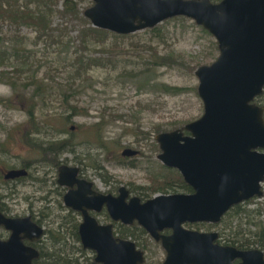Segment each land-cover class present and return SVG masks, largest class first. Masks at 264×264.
I'll return each mask as SVG.
<instances>
[{"label": "water", "instance_id": "obj_1", "mask_svg": "<svg viewBox=\"0 0 264 264\" xmlns=\"http://www.w3.org/2000/svg\"><path fill=\"white\" fill-rule=\"evenodd\" d=\"M84 15L95 28L119 35L153 29L169 19L186 17L203 27L218 42L220 55L211 65L199 67L198 95L204 106L201 118L170 132L157 134V159L177 170L194 194L157 195L146 203L139 198L126 203L120 198L92 191L93 184L76 179L79 169L59 168V184L86 186L92 195L83 200L71 190L65 196L69 207L85 215L81 240L97 253L99 264H143V253L130 240H116L111 226H98L87 209L106 205L113 220L137 222L167 252L164 264H264L260 250L239 251L215 243L217 232H198L186 224H217L233 207L264 195V108L254 104L264 92V0H92ZM127 148L123 156H137ZM11 171L7 178L26 175ZM85 206V207H84ZM29 220L0 223L14 233L0 239V264H33L38 252L23 239H38L41 229ZM172 230L170 236L161 231ZM34 232V233H32Z\"/></svg>", "mask_w": 264, "mask_h": 264}, {"label": "trees", "instance_id": "obj_2", "mask_svg": "<svg viewBox=\"0 0 264 264\" xmlns=\"http://www.w3.org/2000/svg\"><path fill=\"white\" fill-rule=\"evenodd\" d=\"M59 1H62L61 9H57ZM55 16L62 19L70 17L81 23L76 40L69 37L65 26L53 27L52 18ZM8 25L15 29L14 33L0 36V62L6 61L10 66H13L11 73L0 72V82L9 85L13 93L12 97L6 99L12 101L14 98H25V91L32 87L26 97L28 123L23 135V143L37 158L32 162L23 160L21 163L23 167L34 165L41 170L51 168L56 171L63 164V156L74 153L77 148H82L81 150L91 161L93 160L91 152L97 149L101 152L100 154L112 155L110 160H115L118 163L124 162V158L118 154L121 143H108L105 140L104 132L110 123L104 118L90 126L88 136L82 143L75 141L76 131L73 128L70 131L66 129V124L79 115L80 108L74 105V102L80 92L85 89V82H91L93 78L91 72L96 68L120 69L117 70V79L119 81H135L141 86V93H144V88H151L159 96L176 97L186 91L185 88L157 81V77L153 74V71L161 68H173L181 65L176 57L161 55L156 47H145L143 43L130 42L127 44L129 39L136 36L134 34L119 35L93 27L90 21L84 17V13L79 11L74 0H0V30ZM24 27L30 28L34 32L35 35L32 39L21 34L20 30ZM146 31L153 36L160 35L158 26ZM72 41L77 43L74 47L71 45ZM41 44L45 48L44 56L47 53L49 55L52 51L64 56L61 57L62 61L53 67L56 73L65 72L67 74L64 84L54 86L50 83V75L39 76L43 63H48V60L42 61L39 58V53L33 51L32 47L36 48ZM136 48L149 49L152 51L151 58L144 59L139 52H133V54L132 49ZM132 55L138 57L139 60L131 59ZM120 64H122L121 68H119ZM192 70L195 71V68ZM18 81L21 82L22 88ZM262 97L260 100L264 99ZM58 101L63 107L64 105L68 106L67 108L71 112L69 115L64 116V114L53 111L55 108L51 105ZM4 102L6 101L0 98V103ZM117 117L122 118V116ZM134 123L139 135L142 137L149 135L141 132L140 125L136 121ZM166 126L168 124H158L154 128V132L159 134L177 128L176 125L170 128ZM45 135L51 136V138L46 140ZM66 135H70V137H66ZM155 146L156 149H159L157 143ZM7 151L6 144H0V153ZM149 180L151 183L149 186L152 187L154 194L180 193L188 189L181 174L164 165H161L156 174H151ZM254 201L233 207L217 227L223 237L233 245L237 244L243 249L254 247L264 251V223L260 221L264 207L256 209V212L248 209L247 206ZM236 218L241 220L237 225H234ZM244 220L246 228L243 227ZM194 226L195 229L202 230L209 225L196 223ZM250 226L255 227L256 231L253 232ZM127 234L129 236V233ZM138 234L143 236L146 233Z\"/></svg>", "mask_w": 264, "mask_h": 264}, {"label": "rangeland", "instance_id": "obj_3", "mask_svg": "<svg viewBox=\"0 0 264 264\" xmlns=\"http://www.w3.org/2000/svg\"><path fill=\"white\" fill-rule=\"evenodd\" d=\"M74 1H76L79 11L83 13L94 4L92 0ZM61 8L62 1H59L57 9ZM80 17L82 18L81 14ZM176 18L169 19L158 25L160 30L159 36H153L144 30L134 34L136 36L129 39L127 44L130 42L143 43L145 47H156L161 55L176 57L181 65L173 68H161L153 71V74L157 77V81L185 88L186 91L182 95L176 97L159 96L151 88H144V93H141V86L135 81H119L117 79L120 69H117V71L111 68H96L91 72L93 77L91 82H85V89L80 92L74 102V105L80 108L79 115L72 118L66 124L68 131L71 128H74L73 130L76 131L74 136L75 141L82 143L86 140V136H88L90 126L104 118L110 123L104 132L106 136L105 140L108 143H121L118 151L119 156H122V152L127 148L140 152L139 155L132 158L136 162L134 167L123 165V162L118 163L115 160H110L112 155L100 154L101 152L97 149L91 152L93 159L97 161L96 164L102 165L105 168V170H100L101 174L111 181H118L120 185L133 183L138 186H149L151 184L149 176L156 174L160 170L162 163L157 159L160 149H156L155 146V143H157L155 140L157 134L154 132L156 125L168 124L166 126L168 128L175 125L177 126L176 129L183 128L186 124L201 118L204 113V106L197 92L199 80L195 75V71L201 66L211 65L216 60L220 54L218 43L214 36L203 27L198 26L193 20L186 17ZM52 21L54 28L65 26L69 37L76 40L78 29L81 28V23L78 20L70 17L62 19L59 16H55L52 18ZM14 31L15 29L8 25L0 30V36L3 37L5 34L14 33ZM20 31L22 35L31 39L35 35L30 28L24 27ZM76 44L75 41L71 42L73 47ZM32 50L39 53V58L42 61L48 60V63H43L39 76L50 75V83L54 86H58L61 83L64 84L67 80V74L65 72L58 74L55 72V68H53L56 66V63L62 61L61 57L64 56H60L53 51L49 55L47 53L44 56L45 48L43 44L36 48L32 47ZM145 50L147 49L136 48L132 49V53L139 52L144 59L151 58L152 51L149 49ZM131 59L139 60L134 55L131 56ZM0 63V72H12L13 66H10L8 62L4 61ZM122 64L119 65V68H121ZM192 68H195V71ZM18 84L21 87L20 81H18ZM30 90H32V87L25 91V98H14L12 101H8L6 98L12 97V89L9 85L0 82V98L6 101L3 104L0 103V144H6L9 151L0 153L6 154L0 155V176L12 167H19L23 160L32 162L37 158L30 148L23 143V135L28 123V116L26 114L28 103L26 102V97H28ZM51 107L55 108L54 110L52 109L54 112L64 114V116L71 113L67 108L68 106L65 107L64 105L63 107L60 101L52 103ZM117 116H122V118ZM134 121L140 125L141 132L149 135L143 137L139 135L136 132ZM66 137H70V135H66ZM44 138L49 140L51 136L45 135ZM81 149H76L79 154L78 157L85 159V156H80L82 154L85 155ZM62 161L63 164L74 166L76 155L74 153L66 154L63 156ZM44 172L57 176V172L51 168H43L36 175L40 178L46 176L45 180H49L50 177H47ZM89 173V180L95 182L100 190L108 191V186L94 170H90ZM48 184L51 185L50 182ZM55 187L56 183L53 188ZM262 190L264 192V184ZM21 191L22 196L32 195L36 192L30 186L21 187ZM261 207H264V195L247 206L248 209L254 212ZM17 208L19 210L18 214H23L27 206L19 203ZM240 220L236 218L234 225H237ZM260 221L264 223V211ZM243 227H247L245 220L243 221ZM250 229L253 232L256 231L255 227L250 226ZM157 246L153 244V247ZM158 249V254H155L156 248L151 250L153 252L152 256L163 257V251L160 248Z\"/></svg>", "mask_w": 264, "mask_h": 264}, {"label": "flooded vegetation", "instance_id": "obj_4", "mask_svg": "<svg viewBox=\"0 0 264 264\" xmlns=\"http://www.w3.org/2000/svg\"><path fill=\"white\" fill-rule=\"evenodd\" d=\"M222 1L223 0H212V2L215 4H219ZM218 57L216 58V60L218 59ZM262 96L264 97V92L262 95L255 98L254 104L258 105L261 108H264V99L260 100V97ZM74 154L76 155V162L72 167H77L79 169L76 179L85 180L92 183L93 186L91 189L97 194L120 198L123 192L124 194H127V198L125 199L126 203H130L131 199L133 198H139L141 200V203L143 204L157 195L195 193L193 188L190 187L185 181L184 182L188 186L187 190H184V192L180 193L170 194H154L152 187L148 185L138 186L134 185L133 183H129L128 185H120L118 181H111L109 180V178L107 179L105 175L101 174L100 170H105V168L102 165L96 164L97 161L93 159V156V160L91 161L86 157V155L83 154L80 156H85V159L78 157L79 154L76 150ZM122 157H124L123 165L131 167H134L136 165V162L132 159L136 156L122 155ZM63 165L66 164H62L57 168V176H52L44 172L47 177H50L49 180H45L46 176L40 178L38 175H36L39 174V172L42 170L34 165H29L27 167H23L22 165H20L19 167H12L8 171L3 173V175L0 176V221L1 216L6 220L28 219V224L30 227L31 223L32 225L41 229L43 235L38 239H23V243L26 246L35 249L39 254L38 258L33 260V264H99L96 263L97 253L93 250L86 249L81 240V227L85 223V215L83 211L67 206L64 200L65 196L70 190L74 193H77L78 195H81L83 200L89 199L90 197H92V195L89 193V190L86 186L82 185L80 187L78 183H73L72 187L62 186L59 184V168ZM14 170H26L27 174L16 178H7V174ZM90 170H94L97 175L102 178V180L109 188L108 191L100 190L96 186L95 182L89 180ZM48 182H50L51 185L48 184ZM55 183L56 187L53 188ZM263 184L264 183H262V188ZM24 186H30L36 192H34L32 195L22 196L21 187ZM252 200H257V197H254L241 204L249 203ZM19 203H23L27 206V209L23 214H18L19 210L17 206L19 205ZM92 205L94 207L93 209H87V207L84 206L89 217L93 218L97 222L98 226H111L112 233L114 234L116 240H130L134 242L136 244V249L143 253L145 259V262L143 264L165 263L167 252L163 248L161 241H156L149 234V232H147L137 222L132 225H128L124 224L121 221L113 220L106 205L102 207L95 204ZM228 212L225 215H227ZM225 215L223 216V218L225 217ZM219 223H206L209 226L206 229L202 230L195 229L194 224L190 223L186 224L184 227L189 230L203 233L217 232L218 239L215 243L223 247H232L244 252H248L251 250H260L264 253V251L259 248L253 247L250 249H243L238 247L237 244L233 245L232 242L227 241L221 234L219 227H217ZM13 233L14 232L12 230L6 228L3 224L0 223V239L2 241L10 240ZM127 233H129V236ZM138 233L146 234H144L143 236H139ZM172 233V230H164L160 232V234L163 236H170L172 235ZM153 244L154 246H158L153 247ZM153 248H156L155 254H158L157 250H159L158 248H160L164 253L163 257L152 256L153 252L151 250H153ZM240 263H242L240 259H236L233 262V264Z\"/></svg>", "mask_w": 264, "mask_h": 264}]
</instances>
